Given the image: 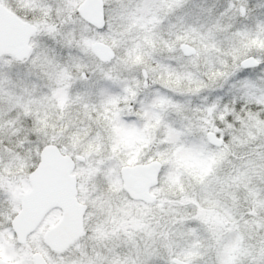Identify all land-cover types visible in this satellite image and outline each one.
<instances>
[{
  "label": "snow or ice",
  "instance_id": "1",
  "mask_svg": "<svg viewBox=\"0 0 264 264\" xmlns=\"http://www.w3.org/2000/svg\"><path fill=\"white\" fill-rule=\"evenodd\" d=\"M0 264H264V0H0Z\"/></svg>",
  "mask_w": 264,
  "mask_h": 264
}]
</instances>
